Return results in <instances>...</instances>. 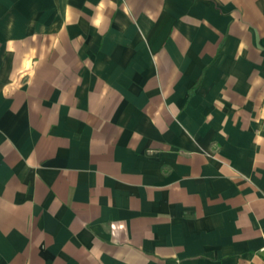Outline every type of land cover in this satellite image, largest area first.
<instances>
[{
	"label": "crops",
	"instance_id": "0c3cea01",
	"mask_svg": "<svg viewBox=\"0 0 264 264\" xmlns=\"http://www.w3.org/2000/svg\"><path fill=\"white\" fill-rule=\"evenodd\" d=\"M264 0H0V264H264Z\"/></svg>",
	"mask_w": 264,
	"mask_h": 264
},
{
	"label": "built area",
	"instance_id": "2783aa9c",
	"mask_svg": "<svg viewBox=\"0 0 264 264\" xmlns=\"http://www.w3.org/2000/svg\"><path fill=\"white\" fill-rule=\"evenodd\" d=\"M262 251H264V248L262 249Z\"/></svg>",
	"mask_w": 264,
	"mask_h": 264
}]
</instances>
